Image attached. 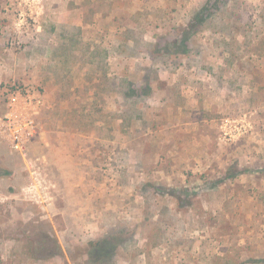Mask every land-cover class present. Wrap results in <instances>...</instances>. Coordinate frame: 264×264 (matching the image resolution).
<instances>
[{
	"label": "rangeland",
	"instance_id": "obj_1",
	"mask_svg": "<svg viewBox=\"0 0 264 264\" xmlns=\"http://www.w3.org/2000/svg\"><path fill=\"white\" fill-rule=\"evenodd\" d=\"M11 62L0 264H264V0H0Z\"/></svg>",
	"mask_w": 264,
	"mask_h": 264
},
{
	"label": "built area",
	"instance_id": "obj_2",
	"mask_svg": "<svg viewBox=\"0 0 264 264\" xmlns=\"http://www.w3.org/2000/svg\"><path fill=\"white\" fill-rule=\"evenodd\" d=\"M15 88V89H14ZM9 91L8 111L0 125L15 150L24 151L35 135L37 115L45 100L40 90L14 86Z\"/></svg>",
	"mask_w": 264,
	"mask_h": 264
},
{
	"label": "crops",
	"instance_id": "obj_3",
	"mask_svg": "<svg viewBox=\"0 0 264 264\" xmlns=\"http://www.w3.org/2000/svg\"><path fill=\"white\" fill-rule=\"evenodd\" d=\"M33 57H35V56L30 57L29 62L32 63V66H30L31 69L34 70V65H37L38 66L39 61H38V63H35L34 64V61H36L37 58H33ZM15 64L16 63H12L11 62V65L7 67L8 72L7 73L0 72V76L1 75H4L5 77L12 78V79H17V78L18 79H22V78H25V75L26 74L24 75V72L27 73L29 71V69H28V71L26 70L27 67H28L27 64H26V62H24V64L23 63H19V64H17V66H14Z\"/></svg>",
	"mask_w": 264,
	"mask_h": 264
}]
</instances>
